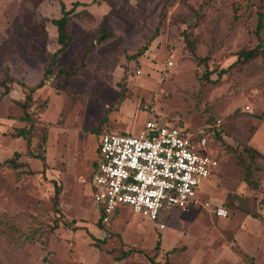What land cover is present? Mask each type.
Masks as SVG:
<instances>
[{
  "label": "rangeland",
  "instance_id": "1",
  "mask_svg": "<svg viewBox=\"0 0 264 264\" xmlns=\"http://www.w3.org/2000/svg\"><path fill=\"white\" fill-rule=\"evenodd\" d=\"M75 2L86 7L75 8L71 42L32 95V121L24 120L27 89L39 84L59 49L56 28L45 20L59 18L61 5L68 11ZM259 5L0 0V163L18 153L16 163L22 164L0 166V264H264V57L216 81L241 50L264 42V29L255 32ZM103 29L110 37L98 42ZM184 32L194 39L195 57ZM197 57H208L206 65ZM206 69L213 71L209 81ZM149 120L195 133L216 129L238 152L255 149L258 188L243 182L239 163L217 140L219 166L199 186L198 198L222 205L226 218L199 206L184 212L165 205L153 222L124 206L98 224L91 179L99 138L105 132L137 135ZM30 126L31 152L43 155L44 165L14 137Z\"/></svg>",
  "mask_w": 264,
  "mask_h": 264
},
{
  "label": "built area",
  "instance_id": "2",
  "mask_svg": "<svg viewBox=\"0 0 264 264\" xmlns=\"http://www.w3.org/2000/svg\"><path fill=\"white\" fill-rule=\"evenodd\" d=\"M218 166L209 138L191 129L149 120L137 135L105 132L91 179L93 201L102 223L124 206L153 222L165 205L184 212L199 206L226 218L222 205L198 198L199 186L213 177Z\"/></svg>",
  "mask_w": 264,
  "mask_h": 264
},
{
  "label": "trees",
  "instance_id": "3",
  "mask_svg": "<svg viewBox=\"0 0 264 264\" xmlns=\"http://www.w3.org/2000/svg\"><path fill=\"white\" fill-rule=\"evenodd\" d=\"M99 1L100 0H92L93 3H98ZM78 6L86 7V5H84V4L75 2V3H73L72 8L67 11L65 9V6L62 4L61 5V16L59 18L51 19V20H48V19L45 20L46 22H49L51 25H53L56 28L57 43L59 45V49H57L53 53V57H52L50 63L48 64L47 69L44 72L43 79L34 88L27 89L25 101L21 104L24 120L32 121L31 115L28 112L30 104L33 101L32 95L37 89H40L44 86V80L46 78H48V76L52 73V67L56 64L57 58L59 57V55H61L63 52H65L67 50L69 43L71 42V37L68 33V25H69L71 18L73 16H78L79 13H74L75 8ZM263 8H264V0H260V5L258 6V11H257V25H256V30H255L257 36H259L261 31L264 29V21H263L264 13L262 11ZM156 36H157V31L155 34H153L150 37L148 42H152ZM109 37H110V33L106 29H103L101 31L99 37H98V42H103V41L107 40ZM183 37H184V42L186 43V48H187L188 52L195 57L194 39L192 38L191 33L184 32ZM146 50H147V45L142 50H140L135 55H133L131 59H136V58L140 57ZM259 56L264 57L263 39H260L259 43L255 47H253L251 49L241 50L237 54L236 60L231 65H229L225 69H221L218 72L216 81H218L224 74L228 73L233 68L241 66L242 64H244L248 61H251V60H253ZM207 59H208V57H205V58L197 57L198 62L203 63L205 65H206ZM211 74H213V71H208L206 69V72L203 75V78L206 79V81H209V76ZM124 78L125 77H123V79ZM216 81H214V82H216ZM21 86L24 87V85H21ZM122 101H123V95H121L120 98L118 99V103H121ZM213 131H214V133H210V132L204 133L209 138V140L213 139V143L211 146L212 150H214L216 148L217 140L221 141L224 150L227 153L233 154L235 157V160L239 163L241 170H242L243 182L247 186H249L250 188L257 189L258 188V181H257L254 173L258 169V167L256 165V158L259 156V153L251 147H244L241 152H238L237 149L233 148L231 145H229L227 143H224L221 140L219 133L217 132L218 130L216 131V129H213ZM14 137L23 139L25 141L26 150L30 154V156L35 158V159L40 160L44 165V163H45L44 156L31 152L32 126H30L28 129H26V128L19 129L17 131V133L14 135ZM44 143H45V136L43 135L41 137V142H40L38 147L42 148ZM213 154L217 158L215 150H214ZM18 158H19V154L15 153L14 158L5 160L3 163H0V166H3L5 164H9L11 168L18 169L22 166L21 163H16ZM53 184H54L53 205H54V208L56 209V211L60 213L59 208L57 207L58 206L57 202H58L60 190L56 186L55 183H53ZM101 222L102 221L100 218L98 221V224H100ZM159 246H160V243L158 241L156 243V246H155L156 251L159 250ZM171 252H173V251H170V253ZM123 257H126V254H124ZM150 264H155V263L151 262ZM164 264H169L168 260H166Z\"/></svg>",
  "mask_w": 264,
  "mask_h": 264
},
{
  "label": "crops",
  "instance_id": "4",
  "mask_svg": "<svg viewBox=\"0 0 264 264\" xmlns=\"http://www.w3.org/2000/svg\"><path fill=\"white\" fill-rule=\"evenodd\" d=\"M99 143H100V138H99ZM99 143H98V146H97V149H96V155H97V158H98V148H99ZM97 158H96V160H95V162H94V164H93V171H94V169H95V167H96ZM117 212H118V211H117ZM117 212H116V213H117Z\"/></svg>",
  "mask_w": 264,
  "mask_h": 264
}]
</instances>
